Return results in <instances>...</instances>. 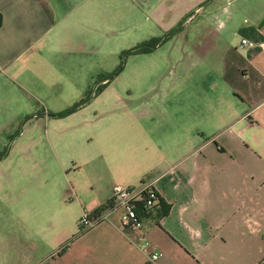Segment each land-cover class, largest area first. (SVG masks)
I'll return each mask as SVG.
<instances>
[{
    "label": "crops",
    "instance_id": "0c3cea01",
    "mask_svg": "<svg viewBox=\"0 0 264 264\" xmlns=\"http://www.w3.org/2000/svg\"><path fill=\"white\" fill-rule=\"evenodd\" d=\"M106 2L129 8L130 30L164 35L156 49L178 40L179 55L166 62L156 107L122 103L110 115L91 158L99 175L68 183L72 202L48 208V232L23 216L9 224L20 233L4 240V264H264V0H0V109L16 99L26 116L43 93L62 101L67 91L49 90L42 70L57 55L60 69L71 66L70 54L87 45L69 40L72 23L98 32ZM240 40L253 47L238 48ZM52 156L65 178L91 168L70 170ZM140 181L157 199L139 214L138 235L119 226L118 209L77 232L80 215L108 202L113 185Z\"/></svg>",
    "mask_w": 264,
    "mask_h": 264
},
{
    "label": "rangeland",
    "instance_id": "374dc122",
    "mask_svg": "<svg viewBox=\"0 0 264 264\" xmlns=\"http://www.w3.org/2000/svg\"><path fill=\"white\" fill-rule=\"evenodd\" d=\"M129 11L124 4L104 3L98 12V24L93 23L98 32L89 27L77 31L72 23L74 28H69L68 38L72 43L87 42L82 43V53H71V66L64 70L58 66L62 61L58 55L48 73L42 70L43 80L52 85L49 90L67 91L60 96L62 101H46L43 93L40 104L28 102L30 111L26 116L19 112L20 103L16 99L4 101V110L0 109V264H4V240L16 238L20 233L10 223L22 220L23 216L33 226L37 224L48 232L45 217L48 208L57 209L61 202H72L65 196L69 192L68 183L79 184L88 172L99 175L97 161L91 158L100 147L101 128L113 127L110 115L122 103L128 109L144 102L156 107L159 102L160 79L166 62L179 55L178 40L164 42L143 56L127 53L141 41L161 42L164 38L150 28H142V32L130 30V22L134 20L130 21ZM60 78H67V83ZM15 93L11 91L9 95ZM45 109L49 113L61 111L64 117L45 118L42 114ZM31 113L39 121L25 123ZM108 141L112 142L111 136ZM52 155L70 170L81 162H90L91 168L81 167L65 178Z\"/></svg>",
    "mask_w": 264,
    "mask_h": 264
},
{
    "label": "built area",
    "instance_id": "2783aa9c",
    "mask_svg": "<svg viewBox=\"0 0 264 264\" xmlns=\"http://www.w3.org/2000/svg\"><path fill=\"white\" fill-rule=\"evenodd\" d=\"M251 48L253 44L240 40L238 48ZM156 193L150 181H140L135 186L113 185L107 208L97 214H81L77 220V232H82L104 219L111 210L120 211L118 224L121 228L138 235L140 232L139 214L149 209L156 202ZM158 257L152 253L146 256V262L152 263Z\"/></svg>",
    "mask_w": 264,
    "mask_h": 264
},
{
    "label": "trees",
    "instance_id": "16d2710c",
    "mask_svg": "<svg viewBox=\"0 0 264 264\" xmlns=\"http://www.w3.org/2000/svg\"><path fill=\"white\" fill-rule=\"evenodd\" d=\"M160 42L157 41H152L148 44H143V45H138L135 46L133 48H131L130 50H128L127 53H147L149 52L152 48L156 47ZM109 205V201L105 202L104 204L98 206L97 208H95L93 210V212L91 214H97L99 212H101L102 210H104L105 208H107V206Z\"/></svg>",
    "mask_w": 264,
    "mask_h": 264
}]
</instances>
